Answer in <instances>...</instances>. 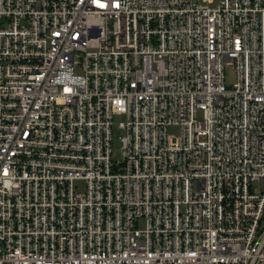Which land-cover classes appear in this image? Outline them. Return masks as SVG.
<instances>
[{
  "label": "built area",
  "instance_id": "obj_1",
  "mask_svg": "<svg viewBox=\"0 0 264 264\" xmlns=\"http://www.w3.org/2000/svg\"><path fill=\"white\" fill-rule=\"evenodd\" d=\"M0 264H264V0H0Z\"/></svg>",
  "mask_w": 264,
  "mask_h": 264
},
{
  "label": "rangeland",
  "instance_id": "obj_2",
  "mask_svg": "<svg viewBox=\"0 0 264 264\" xmlns=\"http://www.w3.org/2000/svg\"><path fill=\"white\" fill-rule=\"evenodd\" d=\"M221 0H214V6L217 5ZM237 82L236 73L233 67H227L225 70V84L228 89H231ZM123 121L122 117H118L115 119L114 126H113V141H112V148L113 154L112 159L114 162H119L122 160V143L121 139L123 138V131L119 128L120 122ZM169 133L171 135H178L180 134V130L178 128L172 127L169 129ZM78 186L83 189L84 184L80 183Z\"/></svg>",
  "mask_w": 264,
  "mask_h": 264
}]
</instances>
